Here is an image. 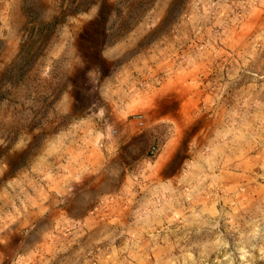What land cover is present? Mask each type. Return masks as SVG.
Returning <instances> with one entry per match:
<instances>
[{"label":"rangeland","instance_id":"1","mask_svg":"<svg viewBox=\"0 0 264 264\" xmlns=\"http://www.w3.org/2000/svg\"><path fill=\"white\" fill-rule=\"evenodd\" d=\"M0 264H264V0H0Z\"/></svg>","mask_w":264,"mask_h":264},{"label":"crops","instance_id":"2","mask_svg":"<svg viewBox=\"0 0 264 264\" xmlns=\"http://www.w3.org/2000/svg\"><path fill=\"white\" fill-rule=\"evenodd\" d=\"M134 164L140 165L143 163H134ZM107 189H108V186H107V177H106L101 183L98 184V186L95 188L94 192H96L99 197H103V196H107Z\"/></svg>","mask_w":264,"mask_h":264},{"label":"built area","instance_id":"3","mask_svg":"<svg viewBox=\"0 0 264 264\" xmlns=\"http://www.w3.org/2000/svg\"><path fill=\"white\" fill-rule=\"evenodd\" d=\"M137 119H138V124H139L140 126H143L144 121H143V119H142V116H141V115L137 116ZM156 150H157V149H156L155 146L152 147V148H151V153H152V154H155Z\"/></svg>","mask_w":264,"mask_h":264}]
</instances>
